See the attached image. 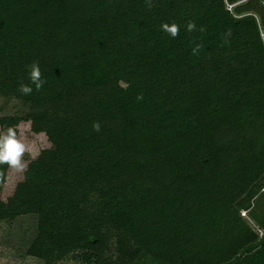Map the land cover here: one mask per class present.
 <instances>
[{
  "label": "trees",
  "instance_id": "trees-1",
  "mask_svg": "<svg viewBox=\"0 0 264 264\" xmlns=\"http://www.w3.org/2000/svg\"><path fill=\"white\" fill-rule=\"evenodd\" d=\"M261 32L263 0H0V98L27 106L0 130L50 144L0 200L36 219L25 255L264 264Z\"/></svg>",
  "mask_w": 264,
  "mask_h": 264
},
{
  "label": "rangeland",
  "instance_id": "rangeland-1",
  "mask_svg": "<svg viewBox=\"0 0 264 264\" xmlns=\"http://www.w3.org/2000/svg\"><path fill=\"white\" fill-rule=\"evenodd\" d=\"M262 40L264 43L263 38ZM24 99L25 96H20L6 103L0 98V117L25 115L27 106L23 102ZM14 131L16 139L25 145L26 150L21 157V162L26 165L42 149L50 146L44 134L36 135L30 131L29 122L22 121ZM4 133L6 132L0 130V134ZM23 172L9 167L5 183L0 185V200L5 201L12 195L16 184L23 177ZM262 191L264 192V188ZM242 215H245V212H242ZM262 216L263 214L257 215L259 220H262ZM35 225L36 219L33 216H22L11 222H0V264H43L41 261L25 255V250L35 234ZM59 264L82 263L69 258Z\"/></svg>",
  "mask_w": 264,
  "mask_h": 264
},
{
  "label": "clouds",
  "instance_id": "clouds-1",
  "mask_svg": "<svg viewBox=\"0 0 264 264\" xmlns=\"http://www.w3.org/2000/svg\"><path fill=\"white\" fill-rule=\"evenodd\" d=\"M162 29L169 34L171 37L175 38L178 34V26L164 24L161 26ZM195 28L194 23H189L187 30L191 31ZM29 77L32 83L35 85L36 90L42 87L43 80L41 79V72L36 62H33L28 66ZM19 91L23 95H29L32 92L30 86L21 85ZM143 99L142 95L137 96V100ZM93 130L96 132L100 131L99 122H94ZM25 145L16 139V133L13 129L9 128L6 133L0 134V164H8L11 168L17 171H24L27 165L21 162V157L25 152Z\"/></svg>",
  "mask_w": 264,
  "mask_h": 264
},
{
  "label": "built area",
  "instance_id": "built-area-1",
  "mask_svg": "<svg viewBox=\"0 0 264 264\" xmlns=\"http://www.w3.org/2000/svg\"><path fill=\"white\" fill-rule=\"evenodd\" d=\"M261 37L264 39V32L261 33Z\"/></svg>",
  "mask_w": 264,
  "mask_h": 264
}]
</instances>
